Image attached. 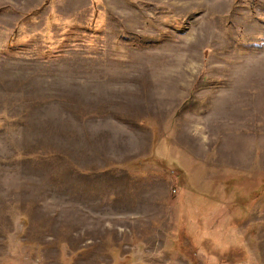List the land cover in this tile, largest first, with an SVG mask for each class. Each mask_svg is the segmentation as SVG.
I'll list each match as a JSON object with an SVG mask.
<instances>
[{
    "label": "rangeland",
    "instance_id": "obj_1",
    "mask_svg": "<svg viewBox=\"0 0 264 264\" xmlns=\"http://www.w3.org/2000/svg\"><path fill=\"white\" fill-rule=\"evenodd\" d=\"M0 264H264V0H0Z\"/></svg>",
    "mask_w": 264,
    "mask_h": 264
},
{
    "label": "trees",
    "instance_id": "obj_2",
    "mask_svg": "<svg viewBox=\"0 0 264 264\" xmlns=\"http://www.w3.org/2000/svg\"><path fill=\"white\" fill-rule=\"evenodd\" d=\"M154 132H155V130H154ZM171 237V236H170ZM173 244H175V243H173ZM176 245V244H175Z\"/></svg>",
    "mask_w": 264,
    "mask_h": 264
},
{
    "label": "built area",
    "instance_id": "obj_3",
    "mask_svg": "<svg viewBox=\"0 0 264 264\" xmlns=\"http://www.w3.org/2000/svg\"><path fill=\"white\" fill-rule=\"evenodd\" d=\"M175 190V189H174Z\"/></svg>",
    "mask_w": 264,
    "mask_h": 264
}]
</instances>
